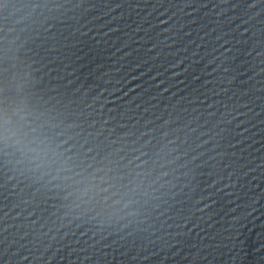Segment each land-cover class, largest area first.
I'll use <instances>...</instances> for the list:
<instances>
[{
	"label": "water",
	"instance_id": "1",
	"mask_svg": "<svg viewBox=\"0 0 264 264\" xmlns=\"http://www.w3.org/2000/svg\"><path fill=\"white\" fill-rule=\"evenodd\" d=\"M0 264H264V0H0Z\"/></svg>",
	"mask_w": 264,
	"mask_h": 264
}]
</instances>
